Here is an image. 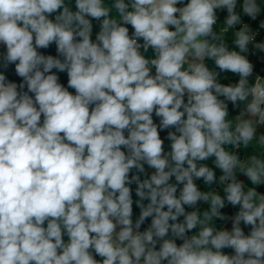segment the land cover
Instances as JSON below:
<instances>
[{
  "label": "clouds",
  "instance_id": "obj_1",
  "mask_svg": "<svg viewBox=\"0 0 264 264\" xmlns=\"http://www.w3.org/2000/svg\"><path fill=\"white\" fill-rule=\"evenodd\" d=\"M262 13L0 0V264H264Z\"/></svg>",
  "mask_w": 264,
  "mask_h": 264
},
{
  "label": "crops",
  "instance_id": "obj_2",
  "mask_svg": "<svg viewBox=\"0 0 264 264\" xmlns=\"http://www.w3.org/2000/svg\"><path fill=\"white\" fill-rule=\"evenodd\" d=\"M98 30H99V26H98V24H96L94 22V33L96 31H98ZM130 31H131V29H130ZM256 32H257L256 39H257L258 42H261V37H264V30H260V31H256ZM232 39H233V35H232V32L231 31H229L228 33L225 34V40L226 41H228L229 43H231V40ZM248 58H249L250 62L253 64V79H255V78H264V53L257 52V53H255L253 55H249ZM209 64L211 65V62H209ZM237 79H238V77H235L234 75L228 76V75H226L224 73H221V81H225V80H237ZM243 155H245V153L242 152L241 153V156H243ZM219 174L220 173L217 170V176H219ZM240 179L243 180L245 178L241 176ZM198 183H200L203 186L202 182H198ZM212 187H213V189L217 190L216 189V187H217L216 185H213ZM222 194L223 193L221 191V195ZM201 207L204 208V209H206L208 206L206 204H204V205H201ZM216 224H217V227H220L221 224H222V222H220V221L217 220L216 221ZM227 226L230 227V225H227Z\"/></svg>",
  "mask_w": 264,
  "mask_h": 264
},
{
  "label": "trees",
  "instance_id": "obj_3",
  "mask_svg": "<svg viewBox=\"0 0 264 264\" xmlns=\"http://www.w3.org/2000/svg\"><path fill=\"white\" fill-rule=\"evenodd\" d=\"M225 15H226V12L225 13H221L219 15V19H220L221 22L223 21ZM243 19L245 20V22H247V23L250 24V26L252 27V29L254 31H260V30H262V29L259 28V20L260 19H264V13H262L261 16L258 17L257 21H251L250 18H247V17H244ZM47 52L50 53V54L55 55V47L52 46L49 50H47ZM0 71H5V70L3 68H0ZM6 75H8L9 78H11L13 80H17L18 79L17 77H15V75H14V69L11 66L6 70ZM60 75H61V82H63L65 84V86H66V84H67V77H66V75L65 74H60ZM221 82L224 83V84H229V83H235L236 80H225V81H221ZM69 90L72 91L71 89H69ZM229 108H230V115L237 114V110H232L231 105H229ZM164 135H165V133L162 132L161 133L162 138H163ZM167 143L168 142L166 141V147H167ZM134 187H135V185H133V188ZM200 187L203 189V186L201 184H200ZM133 198H134V200L137 199V197H135V193L134 192H133ZM222 211L225 212L226 214H232L235 210L234 209H231L230 207H226ZM138 214H139V209L136 208L135 205H134V218H135V216H138ZM226 251H228V250H226Z\"/></svg>",
  "mask_w": 264,
  "mask_h": 264
},
{
  "label": "built area",
  "instance_id": "obj_4",
  "mask_svg": "<svg viewBox=\"0 0 264 264\" xmlns=\"http://www.w3.org/2000/svg\"><path fill=\"white\" fill-rule=\"evenodd\" d=\"M216 189L219 191L218 187H216Z\"/></svg>",
  "mask_w": 264,
  "mask_h": 264
}]
</instances>
